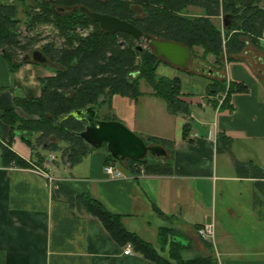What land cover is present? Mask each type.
Wrapping results in <instances>:
<instances>
[{
	"label": "crops",
	"instance_id": "0c3cea01",
	"mask_svg": "<svg viewBox=\"0 0 264 264\" xmlns=\"http://www.w3.org/2000/svg\"><path fill=\"white\" fill-rule=\"evenodd\" d=\"M189 12L197 15L201 9L189 7ZM199 51L200 55L202 49ZM233 56L234 60L224 62L222 76L244 83L247 91L230 96L231 110L213 106L206 93L212 54L205 59L191 57L188 69L205 72L203 76L167 65L171 68L165 76L178 78L180 97L188 104L187 115L168 113L164 100L151 95L152 89L141 90L144 81L136 100L113 95L110 112L121 120L114 100L127 101L124 122L130 130L139 136L174 141L171 174L135 175L117 164L124 177L109 178L103 170L105 152L99 149L71 167L55 160L40 169L79 193H90L108 211L121 214L130 231L139 234L141 217L157 218L154 239L144 238L151 243L156 242L158 227L168 225L188 240V256L212 254L219 264H264V193L260 194L261 204L254 206L253 179L237 177L228 154L217 152L215 146L217 132H225L231 136V149L239 160H252L264 169V32L259 47L248 43ZM52 74L51 65L34 62L22 63L11 72L0 55V140L6 142L10 134L1 112L13 109L18 116L31 118L14 104V97H38L39 79ZM142 98L144 107L138 120L135 107ZM105 107L100 104L98 115L101 108V114H107ZM188 118L191 141L181 135ZM11 148L23 159L32 160L18 134ZM52 183L34 167L5 166L0 156V264H154L135 252L123 254V247L97 217L71 215L65 201L52 199ZM153 205L170 220L159 217ZM205 223H213L215 249L196 233ZM144 225L149 228L150 222Z\"/></svg>",
	"mask_w": 264,
	"mask_h": 264
},
{
	"label": "trees",
	"instance_id": "16d2710c",
	"mask_svg": "<svg viewBox=\"0 0 264 264\" xmlns=\"http://www.w3.org/2000/svg\"><path fill=\"white\" fill-rule=\"evenodd\" d=\"M262 2L264 1L34 0L32 6H26L28 20L24 21L25 30L32 29L37 23H51L64 41L63 46L46 43L38 48L48 58L46 63L23 60L26 53L34 50L32 38L24 36L25 41L19 39L17 3L0 2V55L8 62L11 72L25 62L51 65L53 72L51 76L39 79L41 93L38 97H14V104L31 118H22L13 109L1 112L2 121L10 128L8 140H0L3 164L42 167L45 156L51 152L56 155L55 160L68 167L80 162L95 148L76 134L83 130L85 121L66 114L89 104L99 107L103 103L107 105L108 112L102 118L118 120L110 112L113 95L136 100L142 94L141 81L150 86L151 95L164 100L171 115H187L189 112L187 102L180 97L178 78L157 75L159 64L172 65L164 58L157 57L148 41L146 47H138L142 38H135L122 31L101 29L96 21L80 10V6L125 19L154 39L181 43L189 48L191 57L205 59L212 54L214 62L211 70L206 73V93L213 106H217L215 96L224 93L219 108L231 110L230 96L246 92L247 86L238 81H225L222 76L224 62L234 60L233 55L243 51L248 43L259 47V38L264 32ZM134 5L140 7V13L135 11ZM189 7L200 8L201 13L191 15ZM35 9H39V12H35ZM220 18L221 25L215 23V19ZM194 47L201 48L202 53L199 55ZM178 69L189 74L205 75V72ZM100 96L101 101L98 100ZM190 128L191 121L188 118L181 130L182 138L187 141H191ZM15 134L29 147L32 160L23 159L11 148ZM141 138L146 144H157L165 148L167 158L148 154L140 160L127 158L119 164L103 144L100 148L105 149V164H119L135 175L171 174L174 141L156 136ZM215 146L217 152L228 154L237 177L253 179V204L260 205V194L264 193V169L252 160H239L231 149L232 138L225 132H217ZM51 197L65 201L73 216L86 214L97 217L118 245L124 247L129 244L135 253L154 264H219L212 254L184 256V252L190 247L188 240L180 238L175 229L168 225L158 227L156 244L143 239L124 227L121 214L108 211L90 193H79L61 181L52 183ZM153 210L159 217L170 220L157 206L153 205ZM206 243L212 247L210 242Z\"/></svg>",
	"mask_w": 264,
	"mask_h": 264
},
{
	"label": "water",
	"instance_id": "95a60500",
	"mask_svg": "<svg viewBox=\"0 0 264 264\" xmlns=\"http://www.w3.org/2000/svg\"><path fill=\"white\" fill-rule=\"evenodd\" d=\"M79 8L90 19L96 21L101 29L110 32L122 31L131 34L135 38H142L150 43L157 57L164 58L174 67L188 70L191 51L185 45L169 40L154 39L150 35L142 33L139 28L125 19L91 11L85 6ZM23 60L46 63L48 58L39 49H34L30 54L26 53ZM66 115L84 120L83 130L76 132V134L92 148L98 149L105 144L108 153L119 164H122L127 158L140 160L148 154L162 158L168 156L165 148L157 144H146L141 136L130 130L121 121L100 118L96 104H89L83 108L75 109Z\"/></svg>",
	"mask_w": 264,
	"mask_h": 264
},
{
	"label": "rangeland",
	"instance_id": "374dc122",
	"mask_svg": "<svg viewBox=\"0 0 264 264\" xmlns=\"http://www.w3.org/2000/svg\"><path fill=\"white\" fill-rule=\"evenodd\" d=\"M16 2L17 3V17L19 18V32H20V37L19 39L22 41H25L26 37L32 38V46L34 49H38L41 45L46 44V43H52L55 46H63L64 45V41H63V37L60 35V33L58 32L57 28H55L51 23H47V22H42V23H37L34 25V27L30 30H25V20H28V16H27V5L32 6L34 4V0H0V2ZM261 5L264 6V2L261 3ZM35 8V7H33ZM133 8L135 9L136 12L140 13V7L134 5ZM33 10V9H32ZM34 11V10H33ZM35 12H39V9H35ZM190 13V12H189ZM192 15V13H190ZM215 23H218L221 25V18L220 19H215ZM81 31V30H80ZM87 30H83V32H86ZM26 36V37H24ZM139 46L142 47H146L147 43L146 40L141 39L140 42H138ZM199 47H194L195 51H199ZM30 50L29 53H31ZM200 52V51H199ZM194 58V57H193ZM191 61V60H190ZM171 67L164 65L161 63V65H159V67L156 70L157 75H167L166 71L169 70ZM224 79L226 82L229 81V79L227 78V76H224ZM150 86L147 85L146 83L143 82L142 91H147L150 90ZM119 98H122L121 95L118 96ZM141 101L138 103L137 107H135V116L136 118L139 120L141 118V112L143 111V104H144V100L145 99H140ZM114 107L116 108V112H118L121 115V121L124 125L127 126V124L124 122L127 120V101L125 103H122V101L115 99L114 100ZM105 109L108 110L107 107H105ZM102 111H104V109L102 110L101 108V113ZM101 113H99V117L102 118L104 115H102ZM130 129V128H129ZM134 131V130H132ZM135 132V131H134ZM136 134H138L137 132H135ZM141 135V134H138ZM142 137H146V136H142ZM97 150V149H96ZM99 150H104V148H99ZM157 218L155 217H151V216H144L141 217V223L139 226V236L142 237L143 239H154L151 238L153 237V231L154 229H156L157 224ZM149 221L150 222V227H146V225H144L145 221ZM146 230V233H145ZM155 237V236H154ZM153 244H156L153 243ZM212 247L214 248V245L212 243ZM215 249V248H214ZM215 251V250H214ZM187 251L184 252V256H188L187 255Z\"/></svg>",
	"mask_w": 264,
	"mask_h": 264
},
{
	"label": "built area",
	"instance_id": "2783aa9c",
	"mask_svg": "<svg viewBox=\"0 0 264 264\" xmlns=\"http://www.w3.org/2000/svg\"><path fill=\"white\" fill-rule=\"evenodd\" d=\"M228 83V82H227ZM228 85V84H227ZM224 93L221 95H216L215 99L217 100V107L220 106L223 98H224ZM56 159V155L54 153H48L44 161L42 162V165L49 164L50 162H53ZM10 166H14L11 164ZM34 170L41 175H43L45 178H47L48 181L54 182L55 178L52 177L50 174L47 172H44L40 169L38 166H33ZM104 173L109 177V178H121L124 177V174L122 170L117 166L116 163L109 162L106 163L103 166ZM196 233L197 235L204 241L210 242L211 244L214 242V226L213 223H205L201 224L196 228ZM123 254H132L134 251L132 250L131 246L129 244L125 245L122 250Z\"/></svg>",
	"mask_w": 264,
	"mask_h": 264
},
{
	"label": "flooded vegetation",
	"instance_id": "af4514ba",
	"mask_svg": "<svg viewBox=\"0 0 264 264\" xmlns=\"http://www.w3.org/2000/svg\"><path fill=\"white\" fill-rule=\"evenodd\" d=\"M32 52V51H31ZM29 53V52H28ZM30 54V53H29Z\"/></svg>",
	"mask_w": 264,
	"mask_h": 264
}]
</instances>
